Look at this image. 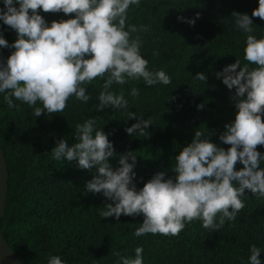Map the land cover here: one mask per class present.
Returning <instances> with one entry per match:
<instances>
[{
	"label": "trees",
	"instance_id": "1",
	"mask_svg": "<svg viewBox=\"0 0 264 264\" xmlns=\"http://www.w3.org/2000/svg\"><path fill=\"white\" fill-rule=\"evenodd\" d=\"M257 7L258 0H141L139 7H130L126 25L148 29L140 36L149 69H162L171 80L168 85L146 86L141 79L112 86L127 99L128 111L151 120L147 137L125 131L136 123L125 110H97L100 78L86 89L92 93L88 103L70 97L63 112L36 118L27 104L14 101L19 108L9 109L0 96V143L10 172L1 229L20 259L47 264L50 255H60L67 264H117L114 253L134 256L135 247L141 246L143 264H247L251 244L264 249V197H255L250 190H245L248 197L242 198L244 207L237 218L226 220L215 232L194 220L176 236L135 237L142 214L102 218L100 211L111 201L84 187L96 174L95 168L81 169L65 158L53 160L50 153L61 138L74 143L76 124L94 118L96 127L113 143L115 156L109 162L114 168L119 167V155L129 151L137 155L133 183L139 190L158 172L174 177L175 156L197 129L227 150L230 145L219 137L238 111L232 99L235 88L229 90L216 72L237 59L241 65L247 63L243 59L246 34L233 27V13H247L253 20L252 34L259 38L264 36V20L251 16ZM37 11L49 24L74 16ZM0 33L9 44L17 39L16 31L2 22ZM12 51L0 48V59L6 61ZM201 72L206 76L203 83L195 78ZM132 87L138 89L136 97L128 95ZM198 104L203 107L198 109ZM256 148L264 153V145ZM242 167L239 162L235 165L236 170ZM259 258L264 264V251Z\"/></svg>",
	"mask_w": 264,
	"mask_h": 264
},
{
	"label": "clouds",
	"instance_id": "2",
	"mask_svg": "<svg viewBox=\"0 0 264 264\" xmlns=\"http://www.w3.org/2000/svg\"><path fill=\"white\" fill-rule=\"evenodd\" d=\"M0 22L17 33L9 44L0 33V48L14 51L6 61L0 59V96L9 109L19 108L14 101L27 104L34 117L46 113H61L69 98L88 103L86 92L96 78L103 82L96 99L97 110H125L127 118L136 123L127 127L128 134L147 137L150 119L128 111V101L112 86L143 80L146 86L168 85L170 77L164 70H152L141 54L140 33L146 25L127 24L130 7H139L141 0H0ZM37 9L44 12L74 14L68 19L47 23ZM31 10V11H30ZM252 17L264 20V0ZM233 27L246 34L243 59L216 72L217 78L229 90L238 110L235 119L226 124L219 139L230 145L225 150L213 143L207 134L196 130L190 143L175 156L174 177L164 172L151 177L139 190L133 179L137 155L129 151L117 159L114 168L113 143L94 118L75 126V142L69 145L61 138L51 149L53 160L75 161L81 169L95 168L96 174L85 183L86 192L102 194L111 201L99 215L102 218L143 215V222L134 230L135 237L145 234L176 236L194 220L214 232L225 221H233L244 207L246 189L255 197H264V153L256 146L264 145V36L253 35V20L247 13H233ZM196 18H199L197 14ZM191 24L195 19L178 17ZM135 34V35H133ZM157 53L154 51L153 55ZM195 78L202 83L204 73ZM139 94L132 87L128 95ZM198 104L197 108H202ZM131 161V162H129ZM239 162L242 168L236 170ZM264 249L249 246L247 264H262ZM117 256V264H143V248L137 246L134 256ZM47 264H67L60 255H50Z\"/></svg>",
	"mask_w": 264,
	"mask_h": 264
},
{
	"label": "water",
	"instance_id": "3",
	"mask_svg": "<svg viewBox=\"0 0 264 264\" xmlns=\"http://www.w3.org/2000/svg\"><path fill=\"white\" fill-rule=\"evenodd\" d=\"M10 172L5 151L0 143V264H28L20 259L5 239L1 219L5 214Z\"/></svg>",
	"mask_w": 264,
	"mask_h": 264
}]
</instances>
